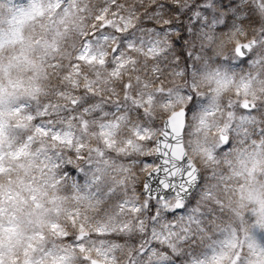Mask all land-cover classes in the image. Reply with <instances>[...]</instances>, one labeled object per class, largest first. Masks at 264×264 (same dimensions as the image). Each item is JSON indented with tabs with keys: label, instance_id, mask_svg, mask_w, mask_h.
<instances>
[{
	"label": "clouds",
	"instance_id": "9594fccd",
	"mask_svg": "<svg viewBox=\"0 0 264 264\" xmlns=\"http://www.w3.org/2000/svg\"><path fill=\"white\" fill-rule=\"evenodd\" d=\"M110 7L0 0V264H264V2L259 39L237 29L228 55L209 37L190 59L181 35L159 83L129 72L127 53L154 58L124 35L140 14ZM173 169L178 185L154 183Z\"/></svg>",
	"mask_w": 264,
	"mask_h": 264
},
{
	"label": "rangeland",
	"instance_id": "374dc122",
	"mask_svg": "<svg viewBox=\"0 0 264 264\" xmlns=\"http://www.w3.org/2000/svg\"><path fill=\"white\" fill-rule=\"evenodd\" d=\"M85 2L88 4L89 8L93 9L94 11L111 4L108 17L113 20H118L120 17H129L135 14H140V22L137 24V28L133 29L132 32L125 33L124 35L127 36L129 40L136 46L143 48L145 51H147L149 48H153L154 52L152 55L154 58L147 59L146 57L135 52L127 53L128 55L137 57L135 65L129 67V72H131L133 76L140 77L142 79L155 80L158 77L159 79H156V83L160 82V73H164L166 71L165 69L160 70L163 64L159 63L160 60L163 59L160 58V56L164 51L165 58H167L165 61V66L174 67L172 72V74H174L178 65L175 57V54L177 53L174 51L173 46L169 45L171 41L180 38L181 35L184 37V39L181 40L183 51L189 53L192 45H196L198 54H193L192 57L202 56L204 51H206L205 45L209 44V37H211L213 46L219 45L224 49L225 54L230 55L228 49H230L231 44L228 42V37L232 36L234 32H236L237 36H239L237 29H239L241 32H249V34L251 33L250 35L247 34L249 38L256 36L257 39H259V36L257 35L259 32V26L257 24L259 21V16L257 15L258 10L255 8V0H180L179 4H172V0H169L168 3L161 0H156V3L151 6H148L149 0H143V2H141V0H115V3H111V0H85ZM262 2H264V0H262ZM164 3L168 5L172 4L171 8H173L172 11L166 16H162L161 13L156 11V4L158 6H162ZM223 3H228L229 5L234 3L235 6L223 8L221 7ZM120 5H123V7L119 8L118 10V6ZM216 5L220 7L218 11L215 9ZM125 9H127V11H125ZM113 13H115V15H113ZM205 13L208 14L210 18H213L216 14L217 15L215 19L210 20L205 17ZM249 17L250 20L248 21V25L244 24V22ZM100 19L103 20L104 17H100ZM146 19L150 20L151 23L154 24L153 27H149L148 25L144 24ZM164 20H168L169 23L163 24ZM157 21H159L160 24H163L162 28L157 26ZM221 22L224 23L226 31H220L219 25ZM210 25L211 27H209ZM122 26L123 23H121V27ZM190 28H193L192 32L201 31L203 34V40L199 41L197 44H193L195 41L199 40V38L195 39V37L190 36ZM106 30V34L111 32L113 35H119L118 32H115L111 28ZM165 41L168 43H165ZM125 47V44L123 41H121V48ZM109 51H111V49H109ZM192 57L189 58L192 59ZM156 60L157 64L154 63ZM151 61H153V63ZM114 66L115 65L112 63L111 58H109L107 67L111 69ZM127 79L128 77H125V80ZM118 87L122 94L124 84L120 83ZM133 95H135V92H133ZM84 106V104H81L78 107L82 108ZM93 115L98 116L99 113L96 112ZM257 115L260 116L259 113H257ZM260 118L264 119V117ZM105 119H108V117H105ZM133 119H135V117H133ZM58 127H62V125H58ZM254 127L255 131L253 132V136L258 138L259 133L264 130V124H258ZM249 131H252L251 127L249 128ZM122 134H127L126 128ZM238 139H243V133H241ZM69 155H72V153H66L64 155V159L67 160ZM74 159L75 157H73V160ZM73 166H75V164ZM127 166L137 170V175L142 177V179L138 182L142 184L144 173L139 172L138 169L143 167V165L135 164V157H133L129 162H127ZM121 195H116L114 198H108L106 200L103 206L105 215L112 211V208H110L109 205L114 204L116 200H120ZM133 195L134 193H132L131 189H129V196ZM166 223H168V227L171 228V222ZM158 227L162 226L158 225ZM175 230L176 229H173V231ZM92 239L96 241L106 240L109 242H116L113 237L108 236H93ZM124 239L131 241L132 237H124Z\"/></svg>",
	"mask_w": 264,
	"mask_h": 264
},
{
	"label": "water",
	"instance_id": "95a60500",
	"mask_svg": "<svg viewBox=\"0 0 264 264\" xmlns=\"http://www.w3.org/2000/svg\"><path fill=\"white\" fill-rule=\"evenodd\" d=\"M147 180L148 177H145L144 182ZM161 181H164L166 183H171L173 186H176L180 182V172L173 169V175L170 176L168 173L161 171L160 173L156 174V179L154 183L157 186H160Z\"/></svg>",
	"mask_w": 264,
	"mask_h": 264
}]
</instances>
